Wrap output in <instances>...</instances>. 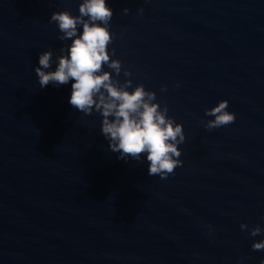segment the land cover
Returning <instances> with one entry per match:
<instances>
[{
  "label": "water",
  "instance_id": "1",
  "mask_svg": "<svg viewBox=\"0 0 264 264\" xmlns=\"http://www.w3.org/2000/svg\"><path fill=\"white\" fill-rule=\"evenodd\" d=\"M82 2L0 0V264H262L264 0H107L109 51L133 73L117 79L184 126L166 179L109 150L103 117L69 103L74 80L39 85V55L71 44L51 15ZM223 100L235 122L206 129Z\"/></svg>",
  "mask_w": 264,
  "mask_h": 264
},
{
  "label": "clouds",
  "instance_id": "2",
  "mask_svg": "<svg viewBox=\"0 0 264 264\" xmlns=\"http://www.w3.org/2000/svg\"><path fill=\"white\" fill-rule=\"evenodd\" d=\"M123 12L128 14L130 9L124 8ZM113 15L107 0H83L76 16L69 10L54 12L50 23L58 25L61 33L58 39L71 40V44L60 49L62 55L55 61L52 50L39 55V66L35 68L39 85L41 88L49 84L61 86L74 80L69 103L85 115L95 111L103 117L101 132L109 141V150L119 153L118 158L125 161L131 158L139 162L147 154L148 175L166 179L183 165L179 145L186 140L184 126L168 115L166 103L161 107L155 91L147 90L142 83L133 88L132 79L123 83L117 79L122 71L126 78L133 73L123 68L120 59H112L115 49L109 51L114 40L109 28ZM54 62L55 70H49ZM105 65L115 72V77L111 71L104 70ZM161 91L166 92L167 86ZM228 108L229 102L223 100L206 109L205 115L215 118L204 127L213 130L234 123L236 115ZM241 229L247 230L248 225L242 224ZM262 232L264 229L256 226L250 234L255 237ZM252 248L264 250V241L254 242Z\"/></svg>",
  "mask_w": 264,
  "mask_h": 264
}]
</instances>
